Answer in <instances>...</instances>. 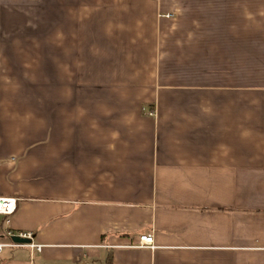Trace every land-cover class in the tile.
I'll return each instance as SVG.
<instances>
[{
    "label": "crops",
    "instance_id": "0c3cea01",
    "mask_svg": "<svg viewBox=\"0 0 264 264\" xmlns=\"http://www.w3.org/2000/svg\"><path fill=\"white\" fill-rule=\"evenodd\" d=\"M0 194V264H264V0H0Z\"/></svg>",
    "mask_w": 264,
    "mask_h": 264
},
{
    "label": "built area",
    "instance_id": "2783aa9c",
    "mask_svg": "<svg viewBox=\"0 0 264 264\" xmlns=\"http://www.w3.org/2000/svg\"><path fill=\"white\" fill-rule=\"evenodd\" d=\"M18 209V198L0 194V254L6 248L29 247L40 251L42 245L34 242L33 231H14L10 228L11 216ZM14 237L28 239L29 242H16ZM139 248H154L155 240L153 233L143 234L139 237V243L136 245Z\"/></svg>",
    "mask_w": 264,
    "mask_h": 264
},
{
    "label": "water",
    "instance_id": "95a60500",
    "mask_svg": "<svg viewBox=\"0 0 264 264\" xmlns=\"http://www.w3.org/2000/svg\"><path fill=\"white\" fill-rule=\"evenodd\" d=\"M14 240L16 241V242H29V240L28 239H25V238H21V237H14Z\"/></svg>",
    "mask_w": 264,
    "mask_h": 264
}]
</instances>
